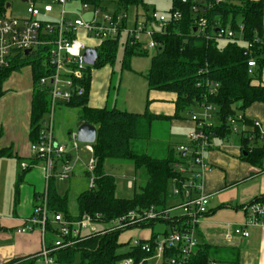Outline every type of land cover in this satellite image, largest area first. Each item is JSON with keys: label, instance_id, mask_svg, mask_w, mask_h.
Wrapping results in <instances>:
<instances>
[{"label": "trees", "instance_id": "16d2710c", "mask_svg": "<svg viewBox=\"0 0 264 264\" xmlns=\"http://www.w3.org/2000/svg\"><path fill=\"white\" fill-rule=\"evenodd\" d=\"M88 1L90 4L102 6L99 0ZM7 2L0 0V16L5 15ZM209 2L211 6L208 7ZM199 4L200 14L207 19L206 33L211 34L217 27L237 29L238 23H242L244 39L252 40L257 35H264V0H221L217 3L216 0H200ZM129 7L142 8L145 15L149 11L145 0H117L115 10H127ZM175 9L181 12V18L175 22L169 21L163 29L154 31L153 38L158 45L151 56L150 67L144 74L148 89L168 91L176 95L173 114L176 118L182 117L183 112L204 102L214 104L217 123L212 124L208 131L212 133V138H227L232 133L227 122L228 117L242 113L252 103L264 104V84L260 82L264 49L260 48L254 53L256 66L250 73L243 44L226 41L221 45L220 40L206 39L204 34L193 30L195 14L189 3L173 0L170 10L172 12ZM117 46L118 40L101 42L97 46L98 58L93 66L100 67L113 62ZM138 47L139 45L125 47L124 64L129 65L130 56ZM25 64L31 65L33 82L37 81L43 72L41 62L31 60L30 57L16 59L8 68L0 70V96L4 94L5 80ZM206 81L218 83L215 94H209ZM47 99L44 92L35 90L32 93L30 142L37 140L39 136L40 121L48 109ZM86 100L87 95L69 103L68 106L79 108L80 123H89L96 127V140L93 143L96 180L93 189L84 190L77 196L78 214L74 219L87 212L98 213L108 221L133 209L151 205L160 209L169 207L171 179L176 175L173 163L181 159L183 153H177L169 142L166 144V154L161 157L151 155L146 149L137 148V141L150 139L151 128L162 116L147 111L129 112L113 105L92 108L87 106ZM245 122L252 125V121L249 122L247 118ZM257 132L254 127L251 132L242 135V148L245 153L242 158L253 164H259L264 155V141L257 144ZM0 155H11V151L9 148H0ZM109 159L128 160L136 168H144L147 181L131 197L117 196L115 178L104 170V164ZM131 187H135L134 183ZM48 203L50 211L61 212L65 217H70L67 198L58 195L53 188L48 189ZM158 221L164 220L148 221L136 226H149ZM46 229L52 234L55 231L50 222H47ZM121 231L90 235L71 247L53 251L51 255L57 253L59 264L73 261L76 255L80 257V264H118L126 258H131L134 263L145 262L152 253L145 252L139 245L131 246L126 252L117 253ZM148 242L152 243V238ZM163 256V264H169L166 259L178 257L179 249H166ZM211 261L238 264V250L199 244L187 264H209ZM4 264H35V260L32 256L18 257Z\"/></svg>", "mask_w": 264, "mask_h": 264}, {"label": "built area", "instance_id": "2783aa9c", "mask_svg": "<svg viewBox=\"0 0 264 264\" xmlns=\"http://www.w3.org/2000/svg\"><path fill=\"white\" fill-rule=\"evenodd\" d=\"M69 0H53L54 4L60 5L59 11L54 13L51 3L42 6L30 4L26 9V15L22 18L0 16V70L8 68L11 63L20 58L30 57L31 60L42 64V74L34 82L33 91H41L47 94L48 109L45 117L40 121L39 136L37 140L30 142V151L43 170L45 189L37 197L32 216L26 224L18 228V232L29 231L38 225L41 229V250L32 255L35 264L43 261L51 264V253L55 250L75 245L78 241L93 235L105 234L115 230H125L148 221L172 220L173 227L156 237L151 242L134 240L132 246H140L152 256L163 257L164 251L169 248L179 249L178 257L168 258L169 264H187L191 254L197 246L195 237L196 226L200 219L208 212V196L203 191V178L210 169L204 159V152L212 146V133L208 131L212 126V117L216 111L214 104L204 102L199 107L202 114L198 115L191 110L190 120L194 128L188 133L186 142L176 146V152L183 153V157L173 163L176 175L171 179L170 195L179 198V203L165 209L154 205L133 209L111 220L105 221L98 213L84 212L77 219L65 217L61 212H52L49 215L48 184L56 170V160H60L59 169L54 176L60 180L68 178L73 171L75 162L79 158V142L76 131L69 133L70 145L60 143L54 137V111L57 104H65L78 100L89 93L93 65L85 61L86 48L97 49L98 44L89 46L81 37L80 32L87 38H93L99 43L107 40H119L122 34L126 35L125 46L139 45L138 30L127 28L128 14L126 11L109 12L105 7L90 4L83 0V8L91 9L92 19L85 21L81 16L71 18L64 8ZM221 0H216L220 2ZM189 3L195 14L194 28L197 33L204 34L206 39L235 41L244 45V55L248 56V72L252 73L256 66L254 53L258 49H264V35L255 36L252 40L244 39V26L239 23L237 29L230 27H217L211 34L206 33L207 19L200 14V0H181ZM203 3V1H201ZM207 6H211L209 2ZM181 18L179 10H173L170 18L158 16L156 13L149 15V19L155 20L161 29L169 21L175 22ZM145 30L152 38L154 30ZM158 43L153 38L148 47H156ZM28 50L25 54L24 51ZM31 66V65H30ZM209 94H215L218 83L206 81ZM245 122L242 113L228 117L227 122L232 132H238L237 123ZM253 127L257 128L258 137L264 139V129L258 120L252 121ZM252 137V136H251ZM83 150L90 155L89 161L84 164L87 174V190L95 186L96 157L94 156L93 143H82ZM36 163V162H35ZM35 163H21L22 169L33 167ZM131 183V181L129 182ZM132 185V183H131ZM175 208L182 210L180 215H172ZM242 209L245 212V221L226 233L229 238L232 234L247 238L248 226H264V196L256 198L245 204ZM53 224L55 231L54 241L47 244L45 241L46 224ZM178 222V223H176ZM98 225H102L98 228ZM146 260V259H145ZM122 264H145L134 263L131 258L120 261ZM209 264H216L211 261Z\"/></svg>", "mask_w": 264, "mask_h": 264}, {"label": "crops", "instance_id": "0c3cea01", "mask_svg": "<svg viewBox=\"0 0 264 264\" xmlns=\"http://www.w3.org/2000/svg\"><path fill=\"white\" fill-rule=\"evenodd\" d=\"M9 82L10 80L7 78L3 83L4 94L0 96V111H2L0 113V148H9L11 151V155H0V264H4L13 258L32 256L40 251L42 240L38 232L34 230L35 228L29 230L30 232H18L17 230L24 226L27 220L32 216V210L38 202L37 197L45 188L39 189V186L34 187L35 181L33 180L36 179V176L42 177L43 170L41 164L36 161L34 157H30V115L27 128H25L28 140L25 145L23 139L19 136V132L22 134L23 119L21 116L23 114L20 116L19 111L17 112L16 110L15 112H11V110L9 111L7 109V104L9 103L15 101L18 105L20 103V99H15V95L18 94L17 91H15ZM260 82L264 84V65L261 67ZM90 88L86 100L87 106L92 108L108 106V87L106 96L99 101H96L94 97L91 100L92 103L89 101ZM27 92L30 93L29 87L27 88ZM32 93L31 91L29 109H31ZM141 95L142 97L140 100L142 103L140 104H137V102L136 104L134 102H130L129 104L125 102L126 104L123 108L116 107L114 103L112 105L118 109L129 112H135L134 110H140L139 108H141L143 112L147 111L162 116L161 119L158 120V123H160V126L166 127L164 130L167 134L168 142L170 140V145H172L176 151V146L185 143L188 133L194 128L193 121L190 120L189 117H173L176 100V95L174 93L150 90L147 85V91L144 94L142 92ZM133 106H136L137 109L133 108ZM197 108L202 110L199 106ZM136 113L142 112L137 111ZM242 114L249 122L258 120L264 129V104L257 102L252 103L243 110ZM214 118L215 113L212 117L213 124L217 123L213 121ZM158 123L156 124L157 127ZM238 123H241L240 127L237 126L239 130L238 134L240 135L234 136L229 134L227 138L214 136L212 138V146L204 152V159L210 166V169L205 173L203 178V191L208 196V212L200 219L196 226L195 237L197 246L199 244H208L220 248L237 249L238 264H264V226H248L247 230L249 236L247 238H242L234 234L229 238L226 237L227 232L232 233L235 227L245 221V212L242 207L252 200L264 196V155L259 164H253L242 158V156H244L242 135L251 132L254 127L246 122ZM173 127H180L183 129V135L174 142L170 137V130ZM54 137L56 141L67 145L66 141L58 140L56 135ZM263 141L264 139L258 137L257 144H262ZM13 158L17 160V163L22 158H27L29 164L36 162L34 166L30 167L28 170L37 168L38 171L25 175L28 170L21 169L20 172L18 166H16V169L14 162H12ZM79 171L85 176L87 184V174L84 164L81 163L80 160L74 163L72 172L76 173ZM20 177L21 180H19ZM28 181L33 183V189H30V186H22L24 187V191L21 190L20 184L25 182L29 185L30 183ZM130 181L131 183L134 182L128 180V187L132 189L131 183H129ZM14 184H17V196L15 203H13V208H11L10 204H8L6 193L10 192V190H7L12 188ZM18 185H20V187ZM49 185L50 184H48V188ZM84 190H87V185ZM22 192H25L23 196ZM177 199V203H179V198ZM177 203L172 205L168 200V206L172 207ZM7 207L9 211H7ZM175 209L171 211V214ZM158 222L166 223L168 228L162 232L156 233L152 230L156 222L144 227L135 226L151 229L148 236L142 237L143 235H140L138 240L148 241L151 238L153 240L173 227L172 221L169 222L164 220ZM101 227L102 225H98V228ZM123 231L124 230L121 232ZM129 238L130 237L121 241L118 237V242L120 245L127 244L129 243ZM151 257L152 255L146 258L145 262ZM166 261H168V259H166ZM163 262L164 256L161 257V264H163ZM223 264L232 263L223 262Z\"/></svg>", "mask_w": 264, "mask_h": 264}, {"label": "rangeland", "instance_id": "374dc122", "mask_svg": "<svg viewBox=\"0 0 264 264\" xmlns=\"http://www.w3.org/2000/svg\"><path fill=\"white\" fill-rule=\"evenodd\" d=\"M9 6L6 7L5 16L7 17H17L22 18L26 15V9L30 4H34L36 6H42L47 3H51L54 8V13L59 11L61 8L60 5L54 4L53 0H7ZM101 5L106 8L107 11L113 12L116 7L117 0H99ZM147 5L149 7V11L147 14H144L142 8L136 9L135 7H129L127 10H124L128 14L127 18V28L132 29L136 28L138 30L139 36V44L140 46L136 49V52L130 56L129 65L124 64L125 59V47L130 48V46H125L124 42L126 40V35L122 34L120 39L118 40L117 52L113 62L106 63L103 66L97 67L92 66L93 72L91 74V81H90V97L89 101L92 103V98L95 97L96 101L103 99L106 96V91L108 87V106H111L113 103L118 108H123L126 103L134 102L136 104L142 103L140 98L142 97L141 93L143 94L147 91V81L144 77V74L148 71L150 67L151 56L155 52V47L151 48L148 47V43L153 39L152 36L142 30L146 28V30H154L158 31L161 28L153 19H149V15L153 12L156 13L158 16L163 15L165 18H170L171 15V7L173 0H146ZM65 10L67 11V15L71 18L81 16L85 21H90L92 19V12L91 9L85 10L83 8V0H69L64 5ZM239 24V23H238ZM80 37L89 45H100L97 40L93 38H87L84 36L83 32H80ZM226 40H220V44H225ZM10 82L9 84L13 86L15 91H17V95H15V99H20L19 105L17 102L7 104V109L11 112L19 111V114H23L21 117L23 119V128L22 134L19 132L20 138L23 139L25 145L27 144V136L25 128H27V123L29 121L30 109H29V102H30V94L31 91L34 90V82L32 76V68L29 64L23 65L20 70L14 71L8 77ZM29 87L30 93L27 92V88ZM115 101V102H114ZM126 102V103H125ZM61 105V106H60ZM133 108L137 109L136 106ZM140 110H134L135 112H143V109L139 108ZM78 110L79 108L76 106H68L65 104H57L55 111H54V136L58 140H64L67 142V146L70 145L69 140V132H73L77 130V126L79 124L78 118ZM133 110V109H132ZM191 110L194 113L200 115L202 114V110L197 107L191 108L186 110L182 113V117H189L191 115ZM2 111H0L1 113ZM241 113V112H239ZM46 114L43 115L45 117ZM20 119V117H19ZM216 122V116L213 119ZM239 122V121H238ZM160 123L154 125L150 130V139H142L137 141V148L138 149H146L151 155L156 157H161L166 154V144L168 142L167 134L165 133L164 126H160ZM237 126L240 127L241 123H237ZM183 129L180 127H173L171 132V139L173 142L178 140L181 135H183ZM239 132H232L231 134L236 136L240 135ZM170 142V140H169ZM30 157H33L30 153ZM79 158L80 162L86 164L89 159L90 155L83 150V144L79 143ZM15 164V167L18 166L19 171L21 172V163L24 162L29 164L27 158H22L18 161L15 158L12 159ZM72 165H74L75 160L74 158L71 159ZM60 160H56V168L59 169L60 167ZM17 169V167H16ZM53 171V176L50 178L49 181V188H55V191L61 197L67 198V209L68 214L71 218H75L78 214V207H77V196L78 194L86 188V178L83 176L82 172H72L68 178L63 180L58 179L54 176L55 171ZM104 170L112 175L115 178L116 184V195L119 197H130L133 195L135 191H138L141 186L145 184L147 181V174L144 168H136L130 161L128 160H120V159H109L104 164ZM35 171H38L37 168L30 169L26 171L25 175L31 174ZM43 174V173H42ZM27 179V178H26ZM128 180H132L134 182L135 187L130 189L128 187ZM34 187H40L39 189H43L45 187V179L44 174L41 176H36L34 179ZM29 182V181H28ZM30 184L27 185L25 182L20 184L21 190L24 191V187L30 186V189H33V183L29 182ZM5 185V184H4ZM20 185H18L20 187ZM36 185V186H35ZM18 187V188H19ZM17 184H14L12 188H9L7 191V198L8 204H10L11 208H13V203H15V199L17 196ZM45 189V188H44ZM41 191V190H40ZM43 192V191H41ZM40 192V193H41ZM25 192H22V196ZM4 199V198H3ZM171 204H175L178 202L176 197L169 195L168 198ZM10 208V209H11ZM7 211H9L7 207ZM52 212H49V215H52ZM33 213V210H32ZM182 214V210L176 208L172 215H179ZM34 230L38 232L40 239L42 240L41 229L40 226H34ZM166 228H168L166 223L156 222L153 226L152 230L154 232H162ZM150 228H139V227H131L125 229L121 234H119V239L126 240L129 238V243L122 244L117 247V253H123L130 249L134 243L133 241L138 239L140 235L148 236L150 233ZM30 232V231H28ZM112 232V231H110ZM107 233V232H106ZM101 235V234H100ZM55 237L50 232V230L46 229L45 231V241L46 243H52ZM40 245V250H41ZM57 253L50 255L52 258L51 264H59L57 261ZM38 264H45L43 261H39ZM67 264H80V257L76 255L73 261ZM118 264H122L119 262ZM145 264H161V257L160 256H152L148 259ZM216 264H223L220 262H216Z\"/></svg>", "mask_w": 264, "mask_h": 264}, {"label": "water", "instance_id": "95a60500", "mask_svg": "<svg viewBox=\"0 0 264 264\" xmlns=\"http://www.w3.org/2000/svg\"><path fill=\"white\" fill-rule=\"evenodd\" d=\"M23 1H27V0H23ZM9 4H6V7H8ZM194 31H196V28L193 29ZM25 54L28 53V50L24 51ZM98 58V52L96 48L93 47H89L86 48L85 50V61L90 64V65H94L96 60ZM77 140L81 143H94L96 140V134H97V130L96 127L92 124L89 123H80L77 126ZM245 154V153H244Z\"/></svg>", "mask_w": 264, "mask_h": 264}]
</instances>
